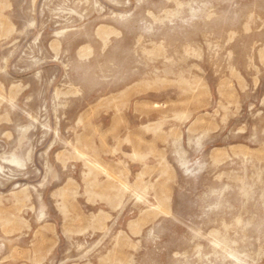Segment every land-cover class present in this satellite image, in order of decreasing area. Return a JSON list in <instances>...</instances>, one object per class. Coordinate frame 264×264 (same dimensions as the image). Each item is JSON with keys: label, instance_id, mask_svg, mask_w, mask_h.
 Returning <instances> with one entry per match:
<instances>
[{"label": "rangeland", "instance_id": "rangeland-1", "mask_svg": "<svg viewBox=\"0 0 264 264\" xmlns=\"http://www.w3.org/2000/svg\"><path fill=\"white\" fill-rule=\"evenodd\" d=\"M0 264H264V0H0Z\"/></svg>", "mask_w": 264, "mask_h": 264}]
</instances>
